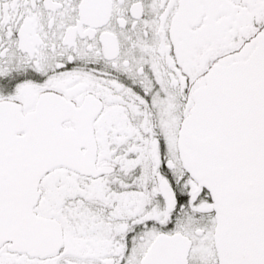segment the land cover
Masks as SVG:
<instances>
[{
    "label": "flooded vegetation",
    "instance_id": "flooded-vegetation-1",
    "mask_svg": "<svg viewBox=\"0 0 264 264\" xmlns=\"http://www.w3.org/2000/svg\"><path fill=\"white\" fill-rule=\"evenodd\" d=\"M263 33L264 0H0V100L26 113L61 96L46 104L64 110L84 166L37 184L32 209L60 247L0 240V264H218L213 204L179 128L208 72L246 60Z\"/></svg>",
    "mask_w": 264,
    "mask_h": 264
},
{
    "label": "water",
    "instance_id": "water-1",
    "mask_svg": "<svg viewBox=\"0 0 264 264\" xmlns=\"http://www.w3.org/2000/svg\"><path fill=\"white\" fill-rule=\"evenodd\" d=\"M192 97L179 151L210 195L218 264H264V33L246 60L210 70ZM62 99L47 93L26 113L0 100V240L30 254L62 244L56 222L32 209L40 176L57 165L84 168L75 165V132L60 124L64 110L46 104ZM175 241L162 238L151 249Z\"/></svg>",
    "mask_w": 264,
    "mask_h": 264
},
{
    "label": "rangeland",
    "instance_id": "rangeland-1",
    "mask_svg": "<svg viewBox=\"0 0 264 264\" xmlns=\"http://www.w3.org/2000/svg\"><path fill=\"white\" fill-rule=\"evenodd\" d=\"M0 92H1V90H0ZM206 232H208V231H206ZM206 232H205V233H206Z\"/></svg>",
    "mask_w": 264,
    "mask_h": 264
}]
</instances>
